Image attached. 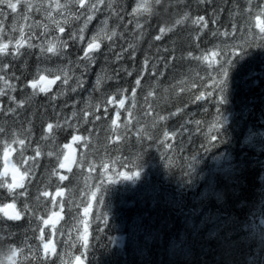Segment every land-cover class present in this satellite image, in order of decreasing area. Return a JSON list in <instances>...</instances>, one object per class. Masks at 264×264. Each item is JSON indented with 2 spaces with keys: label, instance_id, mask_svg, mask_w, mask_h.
I'll return each instance as SVG.
<instances>
[{
  "label": "trees",
  "instance_id": "1",
  "mask_svg": "<svg viewBox=\"0 0 264 264\" xmlns=\"http://www.w3.org/2000/svg\"><path fill=\"white\" fill-rule=\"evenodd\" d=\"M56 2L27 0L28 10L21 0L17 14L0 17V43H8V54H0V75L8 81H0V172L5 148L8 164L29 170L14 195L0 188V205L15 202L23 213L19 221L0 213V264H71L82 253L88 264H264V148L246 142L250 132L264 130V33L255 20H264V0H150L151 15L133 14L136 0H104L89 25L103 27L107 20V35H117L99 38L102 48L75 92L88 27L83 41L79 30L88 15L75 14L65 29L63 55L42 53L38 46L47 47L49 6ZM199 16L205 21L193 24ZM129 44L133 48L117 60ZM46 66L61 67L72 80L32 96L27 82ZM65 144L75 150L73 168L59 167ZM221 154L233 166L212 173L216 194L197 192V167ZM107 175L116 179L90 198Z\"/></svg>",
  "mask_w": 264,
  "mask_h": 264
},
{
  "label": "snow or ice",
  "instance_id": "2",
  "mask_svg": "<svg viewBox=\"0 0 264 264\" xmlns=\"http://www.w3.org/2000/svg\"><path fill=\"white\" fill-rule=\"evenodd\" d=\"M69 2H76L79 3L81 6H84V0H69ZM160 0H156V3H159ZM201 3L205 2V0H200ZM21 0H0V17H7L10 13L11 14H17L18 13V6L20 5ZM26 6L28 10L32 9V4L27 3V0H25ZM104 3V0H96V3H92L88 6V10L89 11H93V10H98V4ZM55 7L57 9L62 8V7H67V5H61L59 3V0H57ZM108 8H112V3L108 4ZM8 10V11H6ZM39 10V9H37ZM152 7L150 4V0H138V2L136 3L135 7L132 8V13L136 14V15H151L152 14ZM262 12H264V9H262ZM49 17H51V12L48 13ZM25 19H27V16L24 17ZM79 18V17H77ZM185 18H187V14H185ZM93 19L92 15H88L87 18L84 21V27L81 28L79 30L80 35L78 36V39L80 41L84 40V30L87 27L88 23ZM256 20V27H258L260 29V31L262 33H264V20H261L260 15H257L255 17ZM205 21V17L204 16H199L197 19L193 20L192 23L193 24H200L201 22ZM57 28L59 29L60 33H64L65 29L64 27H61L60 24L58 22H55ZM177 24H180L181 21L177 20L176 21ZM103 27H101L99 29V31L97 32L96 35H93L91 40L87 43V47L85 49H83V54L82 56L79 57L78 61L76 62V67L78 69H80L81 71V75L75 78V86L71 87V91L75 92L77 90V88H82L84 83L86 82L83 79V76L88 72L90 66L92 64L95 63L96 60V53L99 52L102 48L101 43L98 42V38L106 36L107 39L111 40L112 37H115L117 35V32L115 30H113L111 32V35H107L106 29L108 28V21L105 20L102 22ZM207 22H205L203 24V27H207ZM13 30H15L16 25L13 24ZM141 25L139 23L136 24V28H140ZM45 32L48 31V27L47 25H45ZM21 31V37H23V29L20 30ZM0 32H3V20H0ZM160 32L164 33L165 32V28H160ZM217 33H213V35H216ZM71 39L75 40L77 39V35L76 33H73L71 36ZM156 40H160L161 36L157 35L155 37ZM197 39H199V37H197ZM9 43H11V40H9ZM20 41H17V51H19V46H20ZM47 47L45 48L43 45H39L38 47L40 48V51L42 53L46 52V53H50L52 55L55 56H61L63 55V49H66L68 47V44L66 41L60 40V38H56V40H52V39H48L46 42ZM29 47H33L32 44L28 45ZM111 48V46H109ZM133 48V45L129 44L128 48H124L121 50L120 53L116 54V59L119 60L122 58V55L124 52L128 51L129 49ZM0 54H8V43H0ZM12 55H15V53H12ZM189 55H191V53H189ZM207 57H205L206 59ZM82 61V63L80 62ZM71 63V61H70ZM148 60L147 58H145V65H147ZM226 63H231L230 60L226 61ZM9 67V65L7 63L3 64V69H7ZM153 68H155L156 66L153 64L152 65ZM45 72L51 74L53 73V69H44ZM60 72L63 73V79L62 76L60 74H55L52 76V78H49V76L41 74L40 71L38 70L36 73V76H38L37 78H33L31 80H29L27 82L26 87L31 88L33 91V93L31 94L32 96L38 94V93H44V94H48L49 92H51V87L52 85L56 84L57 81H61L62 85H68L69 81L72 80V77L69 76L68 72L61 69L59 70ZM129 75H131L132 73L129 72ZM224 74H226V70L224 71ZM108 79H112L113 77H107ZM16 79H19V77H16ZM103 77L98 75L97 79L95 81V88L94 90L99 91L100 87H101V82H102ZM0 81H4L5 84H8V81L6 80L4 75H0ZM135 84L137 86H139L141 84V79H136ZM8 87H10L13 91H15V85H8ZM38 90V92H37ZM151 94V93H150ZM5 95V92L3 89H0V96ZM64 95L63 90H61L58 93H55L51 96V100L54 102L57 98V96H62ZM135 95V89H133V96ZM11 99L15 100V97H10ZM29 99H31V96H29ZM199 99V97H198ZM109 103H112V100L108 101ZM125 103V101L123 99L119 100V104L121 106H123ZM24 104V101H20V106H22ZM97 107H99V105H97ZM9 112H15V109H8ZM73 116H76V112L73 111L72 113ZM97 119H99V117H97ZM163 119V117H162ZM65 123L67 124V121H65ZM113 124L116 123L115 120L112 121ZM69 127H71V125H68ZM56 127H60L59 124L56 125ZM53 129V124L49 123L47 124V129L46 131L51 132ZM5 130L3 128H0V133H3ZM166 135V134H165ZM81 137L79 136H73L72 140L73 141H77L80 140ZM212 139H215V137L213 136ZM19 143L21 145H23L25 143L24 139H20ZM64 148L68 149V153L64 155L63 161L60 162L59 167L60 168H66L69 167L70 163L72 162V160L74 159V155H75V150L72 148V146L70 144H65ZM10 155V149L5 148L4 150V158H5V168L3 172H0V177H4L7 176L9 174V172H11V177H12V182L11 183H3L0 182V188H4L6 187L8 190L9 195H14L15 194V190L16 189H23L25 187L24 185V180L25 178L28 176L29 174V170H25L24 172H21L15 165H9L7 163L8 161V156ZM49 156L52 155L51 152L48 153ZM21 156H23V153H21ZM36 156H40V152L37 151L36 152ZM130 176H125V179H130ZM61 179H64V177H61ZM20 196L26 195L25 192H21L19 193ZM44 196H48L49 193L48 192H44L43 193ZM57 195H62V193H57ZM28 209V205L25 204L24 205V210L26 211ZM88 209H85V213H87ZM0 213L3 214L4 217H6L8 220L10 221H19L20 219H22L23 213L22 211H18L17 210V206L15 202L12 203H3L2 205H0ZM54 216L56 215L55 213L53 214ZM45 224L49 223V220H45L44 221ZM54 223V221H53ZM49 247L48 244L44 245L45 250H47ZM16 255L15 250H12L11 255L8 257L9 260L12 259V257H14Z\"/></svg>",
  "mask_w": 264,
  "mask_h": 264
},
{
  "label": "rangeland",
  "instance_id": "3",
  "mask_svg": "<svg viewBox=\"0 0 264 264\" xmlns=\"http://www.w3.org/2000/svg\"><path fill=\"white\" fill-rule=\"evenodd\" d=\"M138 2V0H136V3ZM92 3H96V0H85L84 2V6H80L79 9H76V6H79V3L76 2H69V0H65V2L60 3L61 5H67V7H62L57 9L55 7V3H51L49 6V10L51 11V17H49V20L51 22H53L52 26H51V31L49 32L48 35V39H52V40H56V38H60V40L63 41H67V39L69 38V35L64 33H60L59 29L56 26L55 22H58L60 24L61 27H64V29L67 28V26L70 24L71 20L73 19V17L75 16V14L78 15H90L91 11L88 10V6ZM102 4V3H101ZM101 4H98L101 5ZM25 19V18H24ZM20 20L19 18V14L17 16L16 21ZM30 19L27 17V19H25L23 21V25L26 26L28 24V21ZM90 23V22H89ZM88 23V32L86 34V40L87 43L91 40L93 35H96L97 32L99 31V29L102 27L93 24V25H89ZM99 41V38H98ZM45 69H53V73L51 74H58L60 73L59 70H61L62 68H55V67H48L46 66ZM44 75H47V72H43ZM49 74V73H48ZM38 79V78H37ZM246 142L249 145L252 146H256L259 148H264V130H262L261 132H250L247 137H246ZM67 153H68V149H67ZM9 165H13L12 163H9ZM75 165V158L72 160V162L69 165V168H73ZM233 166V160L226 156V155H219L216 158L207 161V162H203L201 164H199V166L196 169V172H199V181L197 182V184L195 185V189L197 192L200 191H205L206 194L208 193H215L216 194V190L214 188V184L212 182V173L216 170H220L223 167H230ZM11 178V172H9V174L7 175ZM116 179L115 176L112 177H107L105 178V180L102 178L101 180L104 181L103 185H97L96 188H93L89 194V197L93 198L94 196H96L99 192H102L103 190L107 189L108 187H110L111 181H114ZM88 209V208H87ZM89 211V210H88ZM58 219V216L55 215L53 217H51L49 220L51 222H55ZM259 222L260 224V229H261V236L264 238V212L262 213L261 218H259Z\"/></svg>",
  "mask_w": 264,
  "mask_h": 264
},
{
  "label": "water",
  "instance_id": "4",
  "mask_svg": "<svg viewBox=\"0 0 264 264\" xmlns=\"http://www.w3.org/2000/svg\"><path fill=\"white\" fill-rule=\"evenodd\" d=\"M73 264H87V262L82 257H78Z\"/></svg>",
  "mask_w": 264,
  "mask_h": 264
}]
</instances>
